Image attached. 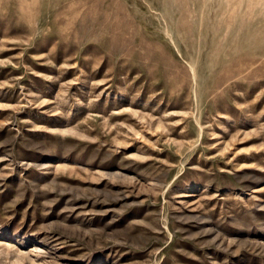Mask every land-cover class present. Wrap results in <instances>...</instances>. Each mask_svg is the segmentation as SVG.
Wrapping results in <instances>:
<instances>
[{"label":"rangeland","instance_id":"374dc122","mask_svg":"<svg viewBox=\"0 0 264 264\" xmlns=\"http://www.w3.org/2000/svg\"><path fill=\"white\" fill-rule=\"evenodd\" d=\"M0 264H264V0H0Z\"/></svg>","mask_w":264,"mask_h":264},{"label":"bare ground","instance_id":"6f19581e","mask_svg":"<svg viewBox=\"0 0 264 264\" xmlns=\"http://www.w3.org/2000/svg\"><path fill=\"white\" fill-rule=\"evenodd\" d=\"M17 259L20 260L21 259V256H17Z\"/></svg>","mask_w":264,"mask_h":264}]
</instances>
